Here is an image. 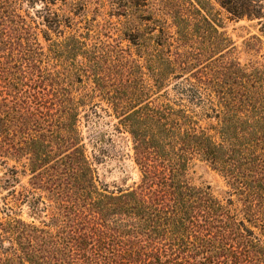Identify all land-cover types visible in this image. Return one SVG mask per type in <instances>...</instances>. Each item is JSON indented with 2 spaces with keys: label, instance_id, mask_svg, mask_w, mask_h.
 <instances>
[{
  "label": "trees",
  "instance_id": "trees-1",
  "mask_svg": "<svg viewBox=\"0 0 264 264\" xmlns=\"http://www.w3.org/2000/svg\"><path fill=\"white\" fill-rule=\"evenodd\" d=\"M161 2L96 0L101 24L125 28L109 45L90 34L87 0H0V164L10 125L44 193L12 200L49 211L39 225L0 219V264H264V64L241 63L215 23V5L254 19L247 44L259 43L264 0ZM97 108L131 138L140 175L127 189L97 183L79 129ZM197 163L221 196L192 182ZM10 171L0 188L17 183Z\"/></svg>",
  "mask_w": 264,
  "mask_h": 264
},
{
  "label": "rangeland",
  "instance_id": "rangeland-1",
  "mask_svg": "<svg viewBox=\"0 0 264 264\" xmlns=\"http://www.w3.org/2000/svg\"><path fill=\"white\" fill-rule=\"evenodd\" d=\"M95 1L96 0H87L88 12L86 17L95 18V22H98L100 25L96 26L94 32L91 31L90 34H93L92 37L98 36V38L106 44L114 45L123 37L122 31H124L125 28L121 23L109 27L101 24L103 22V17L100 14V11H97L99 8L95 9ZM153 1L163 5L161 0ZM23 7H25V5H23ZM215 8L219 11V17L215 19L217 29L227 34L231 39V42L233 43L232 55L241 63L247 64L249 62H259L264 64V40L262 39L259 43L251 41L250 45L247 44V41L252 35H258V25L256 20H250L244 17L237 19L226 13V11L221 9L218 5H215ZM27 9L29 13L32 12L31 8ZM212 14L213 12L210 13V16H212ZM104 18L106 19L108 17L104 16ZM111 19L115 21L114 17ZM91 28L93 29V27ZM79 30L86 31L82 28ZM90 40L94 41L95 39ZM126 44L127 41L122 39V46L126 47ZM169 95L171 97L173 95V92L170 89ZM100 106L103 107L104 103L100 102ZM97 109V111H100L99 108ZM190 109L196 112L199 118H202L200 114V112L203 111L202 108L191 106ZM89 112L90 111H87L85 113L89 114ZM116 121L117 118L104 113L102 114L101 111L95 116H81L79 120V129L86 142V152L93 162L98 180L97 183L99 186L105 187L107 190L114 192L133 186L139 180L140 175L138 166L133 159L131 138L126 131L116 132L114 130L113 125ZM207 122L208 121L205 120V123ZM12 131V127L9 125L8 134H6L5 138V146L8 151L3 156V163L0 164V176L4 172H11V168H14L18 181L13 187L8 186L7 188H0V219L5 218L6 213H9L12 216L39 225L43 219L47 222L49 211L44 212L42 210L41 212L33 214L31 208L26 202L12 200L10 195L12 188L14 189V197H21L22 193L30 191H35V195L44 194L40 190L32 188L29 184L32 173L29 170V166L25 164L27 159L25 158L26 154L24 151L19 149L17 155L11 153V144H17V147L19 148L23 146L21 136H18L17 134H13L12 136ZM39 165L45 166V163H39ZM191 171V179L194 184L201 186L209 185L210 189L218 196H221L224 190L227 189L217 172L205 164L197 163L192 167ZM263 174L264 171H261L259 176ZM259 186L257 192L259 195L261 194V200L264 203V195L262 193L264 192V184L259 182ZM5 205L11 207V211H7Z\"/></svg>",
  "mask_w": 264,
  "mask_h": 264
}]
</instances>
